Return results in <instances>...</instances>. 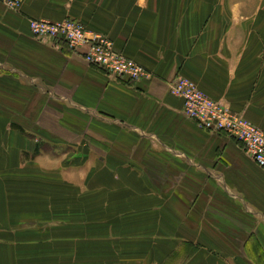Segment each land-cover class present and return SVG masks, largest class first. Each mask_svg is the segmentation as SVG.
<instances>
[{"label":"crops","instance_id":"1","mask_svg":"<svg viewBox=\"0 0 264 264\" xmlns=\"http://www.w3.org/2000/svg\"><path fill=\"white\" fill-rule=\"evenodd\" d=\"M67 18L154 78L114 81L30 33L31 19ZM180 76L264 131V0H25L20 13L0 3V169L32 165L37 150L53 162L89 212L120 221L118 264H264V169L184 115L170 93ZM2 199L0 264H27L26 231Z\"/></svg>","mask_w":264,"mask_h":264},{"label":"rangeland","instance_id":"2","mask_svg":"<svg viewBox=\"0 0 264 264\" xmlns=\"http://www.w3.org/2000/svg\"><path fill=\"white\" fill-rule=\"evenodd\" d=\"M37 157L38 150L32 156L27 155V160L33 159L32 165H16L12 171L0 169V197L6 200L9 213L12 210L15 214L13 226L26 231L27 264H118L124 261L117 254L127 250L117 246L120 235L113 231L120 221L111 222L102 209L89 212L94 203L88 201L84 188L65 179L53 162L41 164L35 161ZM8 178L15 183L3 181ZM88 220L94 223L92 227L80 226L79 221ZM107 229L111 233L107 234ZM139 261L133 258L128 262Z\"/></svg>","mask_w":264,"mask_h":264},{"label":"built area","instance_id":"3","mask_svg":"<svg viewBox=\"0 0 264 264\" xmlns=\"http://www.w3.org/2000/svg\"><path fill=\"white\" fill-rule=\"evenodd\" d=\"M25 0H0L9 11L20 13ZM31 35L39 41L64 42L73 52L82 53L85 61L103 71L114 81H150L152 72L117 52L114 43L105 35L87 30L80 21L71 18L58 22L29 20ZM170 93L184 102V115L199 128L224 133L237 141L244 153L258 167L264 169V131L245 115L215 101L192 80L180 76L170 86Z\"/></svg>","mask_w":264,"mask_h":264}]
</instances>
